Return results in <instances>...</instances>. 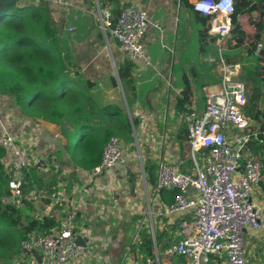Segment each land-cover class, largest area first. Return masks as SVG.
<instances>
[{
	"label": "built area",
	"instance_id": "1",
	"mask_svg": "<svg viewBox=\"0 0 264 264\" xmlns=\"http://www.w3.org/2000/svg\"><path fill=\"white\" fill-rule=\"evenodd\" d=\"M42 1L55 9L69 8L75 2ZM192 9L209 17L207 33L216 38L218 55L209 54L204 60L214 63L220 80L216 85L204 87L201 111L188 107L177 114L185 125L186 141L185 151L177 152L173 165L164 160V157L170 158L168 153L159 152L161 142L140 141L133 126L134 141L129 144L119 136H109L99 163L87 171L75 165L68 167L60 161L55 163L56 170L60 168L65 175L81 173L84 176L82 187L94 182L90 195L100 190L102 197L108 200L107 203L94 202L92 213L85 196L68 193L63 185L58 191L39 190L26 177L33 166L56 160L52 156L60 150L57 141L63 142L61 133L53 131L51 142L42 145L37 136L29 135L25 125L15 133L13 114L0 107V147L3 150L0 162L9 189V195L3 200L19 207L30 203L35 211L43 208L41 217L54 214L48 213V206H59L62 211L57 227L48 232L27 233L11 264H88L93 242L118 244L105 238L111 223L99 234L88 223L84 224L83 219L89 214L94 220H107L121 207V201L129 216L137 218L130 242L123 246L120 264H246L248 232L264 236V201L252 199L254 187L264 173V158L248 147L258 131L252 130L256 123L243 112L247 86L239 78L241 65L225 60L222 54V43L233 28L234 0H194ZM110 10L109 5L103 6L95 0L93 13L103 37L106 39L109 31L137 70L154 68L143 44L150 25L147 12L130 3L121 9L112 26ZM152 26L158 25L153 22ZM261 47L258 43L255 54ZM36 126L44 131L43 124ZM147 161L153 163V176L147 171ZM128 179H132V187ZM80 186L73 189L81 191ZM142 230L150 238L152 248L149 254L136 259L133 254H139L132 252L144 245ZM159 233L166 234L165 242H157ZM77 237L85 244H76ZM116 239V243L120 242V234ZM31 250L40 255L39 260ZM161 255L169 258L162 262ZM26 257L35 263L25 262ZM94 259L112 264L105 256L94 254Z\"/></svg>",
	"mask_w": 264,
	"mask_h": 264
},
{
	"label": "trees",
	"instance_id": "2",
	"mask_svg": "<svg viewBox=\"0 0 264 264\" xmlns=\"http://www.w3.org/2000/svg\"><path fill=\"white\" fill-rule=\"evenodd\" d=\"M108 2L114 4V8L110 10L113 26L121 9L129 3L120 5L119 0H108ZM185 3L189 7L188 2ZM106 4L104 2L102 5ZM255 10L258 16L252 20L253 31L246 33L238 17ZM194 14L199 44L191 60L190 73L202 88L217 83L220 78L214 73V63L198 62L199 56H204L208 52L215 53L213 45L215 37H210L208 42L209 17L195 11ZM231 19L233 28L230 36L222 43V54L227 61L236 59L243 63L239 74V78L247 86V102L243 112L256 123L252 130L258 131L257 137L250 140L248 147L257 156L264 158V123L260 122L264 109L259 107L264 100V0H234ZM74 36L81 39L77 32ZM106 37H111L109 31L106 32ZM70 38L69 32H65L63 27L53 23L49 8L43 3L21 5L0 13V94L12 97L26 115H40L43 112L40 108L52 106L54 114L57 115L55 118L69 127L65 131L66 142L64 140L60 150L55 153L56 160L35 165L26 173L28 181L36 185L39 190H60V183L66 176L60 168L48 174L46 170L48 165L54 168L55 163L59 161L72 162L76 167L87 171L99 163L103 145L110 135L118 134L120 126L122 131L130 130V123L120 105L95 103V109L101 118L109 117L121 122L118 129L106 128L105 136L96 134L98 129L94 125L91 84L89 80H83L79 74L81 70L79 64L72 59L73 48L68 45ZM258 43H261L262 47L258 54H255ZM179 66L180 70H177ZM134 68V63L127 57L116 65L117 78L124 93L134 89L132 82ZM172 72L175 76L173 85L180 88L176 105V112L179 113L186 109L185 103L188 102L190 88L181 64H174ZM74 80L82 81L84 85L79 87ZM46 118H50L49 115ZM132 120L135 124L136 120ZM182 130L178 138L181 145L186 138L184 125ZM103 137L106 138L105 141ZM2 155L3 150L0 147V159ZM69 178L74 181L76 176L71 174ZM8 195L7 177L0 162V238L6 239L8 245H14L15 248L12 251L7 249V246L0 247V264L13 262L19 252L20 242L28 232L33 230L48 232L58 226L55 214L38 217L30 204H25V207L21 208L11 202H5L3 198ZM166 195L171 198L170 194ZM22 217L26 219L24 225L21 222ZM143 237L142 249L147 255L151 252L152 243L149 237L146 235ZM165 240V233L157 235V242H165Z\"/></svg>",
	"mask_w": 264,
	"mask_h": 264
},
{
	"label": "crops",
	"instance_id": "3",
	"mask_svg": "<svg viewBox=\"0 0 264 264\" xmlns=\"http://www.w3.org/2000/svg\"><path fill=\"white\" fill-rule=\"evenodd\" d=\"M185 1L188 2L189 7L186 5ZM185 1L119 0L120 5L134 3L147 12L150 25L143 37V44L154 65V68L149 67L143 70H137L136 67L134 68L132 76L134 89L127 90V93H124L117 78V73L115 72L116 65L127 56L121 51L114 39L108 51H104L105 49H103L102 46L105 43L103 42L104 37L99 29L95 31V28H98L95 12L93 13L95 0H75L71 7L64 9H55L53 6L49 5L48 2L42 0L23 1V5H37L38 3H43L49 8V14L53 23L63 27L65 32L67 31L70 33L71 38L68 40V45L73 48V56L75 44L81 45L82 42H85L88 47L94 46V70L91 72L93 75L88 76L82 70L79 72L83 80L90 81L92 97H94L97 103H114L123 108V113L130 123L129 132L131 133V140L127 141L124 139L125 142L130 144L131 141H134L133 126L134 129H136V134L140 138V141L145 139L147 142H150V140L153 139L156 142L162 143V146L158 147V150L160 153H168L170 155L169 159L164 157V160L171 165L174 164L177 152L182 153L185 151L186 141L185 138L182 145L178 141L181 132H183L182 126L184 124L178 120V113L176 112L180 88L173 85L175 81V76L172 72L173 65L181 64L187 83L189 84L190 91L188 93V102L185 103L186 108L194 107L197 111H201L204 106V87H210L218 83L208 84L201 88L190 73L191 60L194 56H190L187 47L191 38L195 36L197 39L198 34L194 10L191 8L194 0ZM98 2L101 4L106 2V5H109L111 10L114 8V4L109 3L108 0H98ZM17 6L21 5L17 4L15 7ZM257 16L258 12L255 10L246 12L238 17V21L246 33H251L253 31L252 20L256 19ZM153 22L157 23L158 26H152ZM76 32L81 39H77V37L74 36ZM210 37L213 36L209 35L207 39L208 42L210 41ZM213 45L215 47V53L211 54L208 52L204 56H199V63L205 61V56L209 54L217 57L218 47L216 38ZM72 59L74 60V58ZM232 61L240 63L242 69V62L236 59H232ZM177 70H180V66L177 67ZM213 70L214 73L218 75L214 67ZM0 107L5 108L6 110L3 109L5 112L11 111L13 114V129L15 133L20 130L22 125H25L29 135L37 136L40 144L44 145L45 143L51 142V138L53 137L50 128L44 123V131L41 132L36 126L37 123L32 122L22 113L20 107L14 102L12 97L0 94ZM259 107L262 110L264 109V100L261 101ZM112 119L114 121L116 120L114 118ZM132 119L136 120L135 124ZM260 122L264 123V115L260 117ZM53 131L52 129V132ZM54 132L58 131L55 130ZM57 142L60 143V145L62 144V141ZM148 163L151 165L147 168V171L153 176V163L147 161V164ZM65 164L68 167L73 166L72 162ZM79 175H75L76 179L73 181V179L69 178L70 174H66L67 177H63L64 180L61 181L60 186H65L68 193L71 192L77 196H85L90 205L89 212L92 213L94 211V202L107 203L108 200L102 197L100 190H94L93 194L90 195V190L94 182H91L88 186L82 187L81 181L84 179V176L81 173H79ZM260 181L262 184L258 182L253 190L252 199L254 202L264 201V173ZM128 183L131 187L133 186L132 179H128ZM76 186H80L78 188H81V191L76 190V188L73 189V187ZM58 207H47L48 213H54L57 219H59L62 214V211H60ZM39 210L34 212L38 217L43 214V208ZM136 218V216H129L123 201H121V207L115 210L107 220H94V217H90L89 214H86V217L83 219L84 224L88 223L99 234H103L106 224L111 223L110 230L105 235V238H109L111 242L113 241L114 244H118L114 246L111 243L103 245L100 241L93 242L90 249L91 256L88 260V264H102L99 260L94 259V254L96 256H105L112 264H120L123 259V246L130 242L132 234H124L121 228L119 230L122 231V234H120L121 240L116 243L115 240H117L116 238L118 237L119 231L112 233L111 230L112 228L126 227V224H124L125 222L132 221V223H134ZM144 231L145 230L141 231L143 236L146 235ZM247 240L251 245V250L250 252L248 250L249 254L247 253L248 255L246 256V264H264V236L254 232H248ZM142 247L143 246L138 249H133L132 253L136 252L139 254H133V258L137 259L138 256L142 258L146 255Z\"/></svg>",
	"mask_w": 264,
	"mask_h": 264
},
{
	"label": "rangeland",
	"instance_id": "4",
	"mask_svg": "<svg viewBox=\"0 0 264 264\" xmlns=\"http://www.w3.org/2000/svg\"><path fill=\"white\" fill-rule=\"evenodd\" d=\"M23 2L22 1H18L17 4H22ZM71 28V27H70ZM104 44L102 45L103 46V49H105L104 51L106 52V50L108 51V49L111 47V45L113 44V39L111 37H108V38H104ZM197 46H198V42H197V39L195 38V36H193L189 42V45H188V53L190 54V56H194L195 54V51L197 49ZM74 62H77L79 64V67L80 69L86 73V75L88 76H91L93 75L91 72L92 70H94V46L92 47H88L86 45L85 42H82L81 45H77L75 44L74 46ZM75 83L79 86V87H82L84 85V82L82 81H78V80H74ZM91 93V91H90ZM93 101H94V125L95 127L98 129V131L96 132V134L100 133L102 135L100 136H105V131H106V128L110 127V129L112 130L113 127L118 129L119 125H120V121L118 120H113L109 117H100L98 115V112L96 111L95 109V103H97L95 100H94V97H93ZM62 106V104L60 105ZM27 109V108H26ZM57 109V108H56ZM40 110H43V112L40 114V115H37V116H33V115H25L32 121V122H35V123H40V124H46L47 127L50 128V131L52 133V129L55 131H58L59 133H61L62 137H63V141L65 140L66 142V134H65V131L69 128L68 126H66L63 122H61L60 119H57L55 118V115L54 112H53V107H49V106H45L43 108H40ZM92 111V110H91ZM127 112V111H126ZM49 115L50 118H46L47 116ZM100 131V132H99ZM99 136V137H100ZM112 136V135H110ZM115 136H119L120 138H122L123 140H131V133L129 131H122L121 130V126H120V129L118 131V134H116ZM130 137V138H128ZM104 138V137H103ZM102 138V139H103ZM106 140V138H104V141ZM70 154V152H69ZM47 164V163H46ZM150 163L147 164V168L150 167ZM47 166V165H45ZM56 167L53 168L52 166L48 165L46 167V170H47V173L48 174H52L53 172L56 171ZM48 176V175H47ZM46 179H48L46 177ZM129 184V183H128ZM129 186L131 187V185L129 184ZM26 204H30V203H26ZM32 205V204H30ZM21 208L22 207H25V205H20ZM33 206V205H32ZM33 210L35 212V208L33 206ZM41 211V210H39ZM40 217V215H39ZM21 222H22V225L26 224V219L24 217L21 218ZM124 224H126V227H120V228H112V233L116 232V231H119L121 228L123 230V233L126 234V235H130V234H133V231H134V226H133V223L132 221H128V222H125ZM20 225V226H22ZM20 228V227H19ZM122 232H119V234H121ZM27 235V234H26ZM26 237V236H25ZM24 237V238H25ZM7 246L6 248L7 249H10L12 251L15 250L14 248V245H8V242L6 239L4 238H0V247H5ZM251 245L249 244V252L251 250ZM2 248V249H3ZM249 254V253H248ZM247 254V255H248ZM15 256V255H14ZM166 258H169L168 256H165V255H161V259H162V262H164V259ZM25 262H31V263H35L34 260L30 257H26L25 259ZM35 264H38V263H35Z\"/></svg>",
	"mask_w": 264,
	"mask_h": 264
},
{
	"label": "water",
	"instance_id": "5",
	"mask_svg": "<svg viewBox=\"0 0 264 264\" xmlns=\"http://www.w3.org/2000/svg\"><path fill=\"white\" fill-rule=\"evenodd\" d=\"M17 1L18 0H0V13L2 12H6L7 10H10L11 8H14L16 5H17ZM99 27L98 28H95V31H98ZM100 30V29H99ZM94 33V31H93ZM53 159H56V156H52ZM45 161H41L40 163H44ZM259 184H262V182L259 180L258 181ZM75 243L76 244H81V245H84V240L80 237H77L75 239ZM31 253L32 255L37 259L39 260L40 258V255L35 251V250H31Z\"/></svg>",
	"mask_w": 264,
	"mask_h": 264
}]
</instances>
